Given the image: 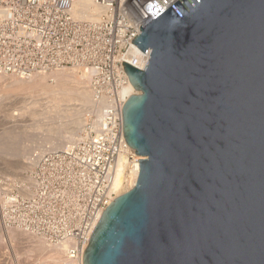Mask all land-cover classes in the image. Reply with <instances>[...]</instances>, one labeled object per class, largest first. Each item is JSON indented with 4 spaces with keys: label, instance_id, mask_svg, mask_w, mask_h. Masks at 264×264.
I'll use <instances>...</instances> for the list:
<instances>
[{
    "label": "water",
    "instance_id": "water-1",
    "mask_svg": "<svg viewBox=\"0 0 264 264\" xmlns=\"http://www.w3.org/2000/svg\"><path fill=\"white\" fill-rule=\"evenodd\" d=\"M139 31L122 133L144 159L83 264H264V0H178Z\"/></svg>",
    "mask_w": 264,
    "mask_h": 264
},
{
    "label": "built area",
    "instance_id": "built-area-1",
    "mask_svg": "<svg viewBox=\"0 0 264 264\" xmlns=\"http://www.w3.org/2000/svg\"><path fill=\"white\" fill-rule=\"evenodd\" d=\"M76 1L0 0V76L27 80L77 69L103 103L99 119L86 120L76 142L37 158L26 175L30 194L19 184L3 194L0 229L19 230L50 246L66 243L67 256L83 264L93 229L121 195L112 190L119 157L129 163L127 175L138 173L141 160L123 138L122 106L129 96L121 92L130 83L121 62L144 70L151 50L143 53L131 41L139 26L178 0H92L101 10L92 21L74 18Z\"/></svg>",
    "mask_w": 264,
    "mask_h": 264
},
{
    "label": "bare ground",
    "instance_id": "bare-ground-1",
    "mask_svg": "<svg viewBox=\"0 0 264 264\" xmlns=\"http://www.w3.org/2000/svg\"><path fill=\"white\" fill-rule=\"evenodd\" d=\"M100 12V8L94 4L92 0H77L74 4L73 15L77 20H95L98 18ZM131 56L135 57L136 54L133 53ZM1 85L7 89L19 90L21 93H18V95L21 96L19 97L21 100H24L25 97L31 99L29 102H26V99L22 102L20 101L22 104L25 102L27 103L23 105V108L27 109L26 113L34 115L38 111V108H40L44 111L45 119L49 121L48 124L45 125L47 128L34 140V145L32 147L23 145V142L19 141L18 137L10 132L6 133L4 136L10 144H0L1 151L5 153L3 156L4 158L1 157L0 159H6L5 161L0 160V169L5 170L6 173H11L14 177L20 175L19 179H17L19 181L17 184L22 187V193L28 195L30 194L31 180L29 177L24 176L21 171L30 170L34 166L37 158L44 151L63 149L76 142L84 129L86 115L95 113V117L98 120L103 103L95 100L94 94L88 84L87 77L82 71L77 69L55 70L45 74L34 75L27 80L1 75L0 86ZM135 93H137L136 90L129 84V86L122 90L121 96L126 98ZM0 95H3L0 97V106H2V101L9 100L7 104L12 101L10 100L12 97L10 98L8 91L6 94L4 92ZM15 96L14 99L16 100L18 97ZM41 99L43 100L42 102L45 100V103H42ZM27 105L29 107H27ZM8 115L10 114L7 112V117ZM15 115H17V113ZM12 118L11 122H18L15 117L14 119ZM22 119L23 117L19 116L18 120L20 122ZM8 122V126L15 125H9ZM93 128H95V124H93ZM35 149L41 152L33 155ZM12 158L15 160L9 162ZM140 159L142 160L144 158L140 157ZM128 164L125 156L119 157L112 184V190L116 195L130 190L136 183L139 165L137 166L138 173H133L131 171V173L127 175L126 169L128 168ZM5 181L6 183L3 185L6 187L2 185L5 189H7V187H13L10 178ZM7 182H9V184ZM4 233L8 237L6 238L7 241L9 239L7 247L13 256V258H11L13 259L12 262L9 261L7 264L33 263H29V260L37 262L36 264L76 263V260L67 256L66 250L68 244L66 243L60 246H50L44 241L16 229L4 230ZM1 236L0 247H2L1 242H4ZM11 255L9 256L11 257Z\"/></svg>",
    "mask_w": 264,
    "mask_h": 264
},
{
    "label": "rangeland",
    "instance_id": "rangeland-1",
    "mask_svg": "<svg viewBox=\"0 0 264 264\" xmlns=\"http://www.w3.org/2000/svg\"><path fill=\"white\" fill-rule=\"evenodd\" d=\"M7 91L10 94V98L12 97L10 99L12 101L8 102L9 104H7V101H9V100L1 102L2 106H0V144H10V142L8 140H6L4 137L6 133L10 132V133H13L15 136H17L18 140L23 142V145L32 147L34 145V140L40 135L41 132H44V130L47 128V126H45V125H47L49 121L47 119H45L44 111L41 110L40 108H38V111L34 115H30L29 113H26L27 109H24L23 105L24 104L26 105L27 104L26 102H29V100H31V99L28 97H25L26 100L25 99L24 100L26 102L24 104L20 103V101L22 102L24 100L23 99L21 100V98H19V97H21L18 95V93H21L19 90L7 89L5 87H2V85L0 86V94H2L4 92L6 94ZM15 95H17V96H15ZM2 96L3 95H0V97H2ZM14 96L18 97L19 99L17 98L18 100L17 99L15 100ZM42 101L43 100L41 99V102ZM42 103H45V100ZM27 107H29V106L27 105ZM7 112L10 114V115H8V117H7ZM16 113H17V115H15ZM11 114L13 115V118H12ZM18 114H19V116L23 117L21 122L18 120L19 119ZM9 117H11L12 119H14V117H15L16 121H18V122H15V123L11 122L12 120ZM90 117L94 118L95 113L86 115V120H88ZM8 120H9V122H8ZM7 122L9 123V125H11V124H15V125L14 126H8ZM40 152L41 151H38L35 149L33 151V155L40 153ZM4 155H5V153L3 151H1V149H0V158L3 157ZM2 160L5 161L6 159H2ZM13 160H15V159L12 158L9 160V162H13ZM29 171L30 170L21 171V172L23 173L24 176H26ZM4 173L7 175H5ZM10 174L11 173H6L5 170L0 169V185H1V187H0V198L3 196L4 193L12 190L14 185H16L17 182H19L17 179H19L20 175L14 177L12 174L10 176ZM9 178H10V182H12L11 184H13V187H10V188L7 187V189H5L6 186L3 184L6 183L5 180L9 179ZM7 183L9 184V182H7ZM2 185L5 187H3ZM0 236L2 239H4V240H2L4 242H1L2 247H0L1 248L0 249V264H7V263H9V261L12 262V260H13V259H11V258H13V256L11 255L12 253L10 252V250L7 247L9 244V242H8L9 239L7 241L6 238H8V237H7V235H5L4 230H1V229H0ZM4 245H6V246H4ZM9 255H11V257ZM9 259H11V260H9ZM31 262H33L34 264L37 263V262H34L32 260H29V263H31ZM33 263H31V264H33Z\"/></svg>",
    "mask_w": 264,
    "mask_h": 264
}]
</instances>
